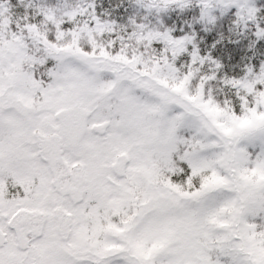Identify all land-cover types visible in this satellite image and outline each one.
<instances>
[{
  "label": "snow or ice",
  "instance_id": "obj_1",
  "mask_svg": "<svg viewBox=\"0 0 264 264\" xmlns=\"http://www.w3.org/2000/svg\"><path fill=\"white\" fill-rule=\"evenodd\" d=\"M131 4L0 0V264H264V15Z\"/></svg>",
  "mask_w": 264,
  "mask_h": 264
},
{
  "label": "trees",
  "instance_id": "obj_2",
  "mask_svg": "<svg viewBox=\"0 0 264 264\" xmlns=\"http://www.w3.org/2000/svg\"><path fill=\"white\" fill-rule=\"evenodd\" d=\"M10 3L14 6L16 12H22V8L17 6V0H10ZM257 7L260 8V14L264 15V0H255ZM113 5H118V7H113ZM102 8L107 9L111 12L112 16L117 19L118 22H126L127 16L131 15L135 8L131 4V0H97L98 11ZM241 55L252 56V52L245 53L243 49H240ZM264 54V49H258L256 55L253 56V62H256V57Z\"/></svg>",
  "mask_w": 264,
  "mask_h": 264
}]
</instances>
